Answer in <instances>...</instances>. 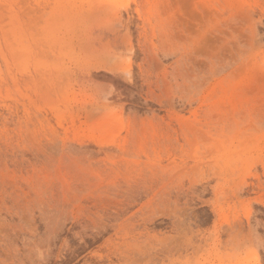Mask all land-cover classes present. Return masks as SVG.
Masks as SVG:
<instances>
[{
  "label": "rangeland",
  "instance_id": "obj_1",
  "mask_svg": "<svg viewBox=\"0 0 264 264\" xmlns=\"http://www.w3.org/2000/svg\"><path fill=\"white\" fill-rule=\"evenodd\" d=\"M0 264H264V0H0Z\"/></svg>",
  "mask_w": 264,
  "mask_h": 264
}]
</instances>
